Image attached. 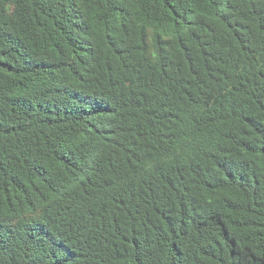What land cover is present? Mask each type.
I'll use <instances>...</instances> for the list:
<instances>
[{"label": "trees", "instance_id": "trees-1", "mask_svg": "<svg viewBox=\"0 0 264 264\" xmlns=\"http://www.w3.org/2000/svg\"><path fill=\"white\" fill-rule=\"evenodd\" d=\"M0 264H264V0H0Z\"/></svg>", "mask_w": 264, "mask_h": 264}]
</instances>
